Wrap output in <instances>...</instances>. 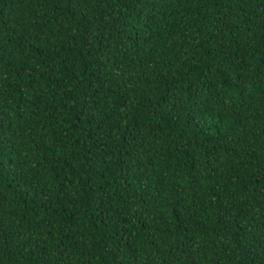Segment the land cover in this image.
I'll use <instances>...</instances> for the list:
<instances>
[{"label":"trees","instance_id":"1","mask_svg":"<svg viewBox=\"0 0 264 264\" xmlns=\"http://www.w3.org/2000/svg\"><path fill=\"white\" fill-rule=\"evenodd\" d=\"M0 264H264V0H0Z\"/></svg>","mask_w":264,"mask_h":264}]
</instances>
